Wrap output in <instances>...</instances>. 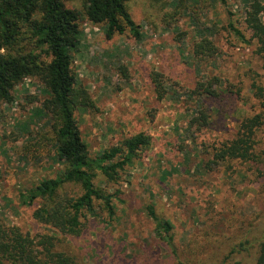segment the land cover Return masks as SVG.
I'll use <instances>...</instances> for the list:
<instances>
[{"label": "rangeland", "instance_id": "374dc122", "mask_svg": "<svg viewBox=\"0 0 264 264\" xmlns=\"http://www.w3.org/2000/svg\"><path fill=\"white\" fill-rule=\"evenodd\" d=\"M176 1L128 2L141 25V40L129 29L108 38L104 24L81 22L73 69L91 100L76 109V118L90 154L94 157L141 131L153 139L117 182L96 170L94 183L114 195L116 216L110 224L102 216L82 218L84 234L65 237L81 264H173L146 214L150 203L173 222L181 243L205 231L212 207L220 218L213 229L235 222L234 228L221 225L227 233L246 232L264 209V123L255 147L257 161L210 162L215 148L235 137L244 117L258 112L264 117V62L244 20L249 1ZM67 5L80 9L84 3L72 0ZM230 21L251 43L234 33ZM203 36L213 40L218 53L196 59L192 51ZM26 43L20 41L23 47ZM153 71L164 75L162 99ZM198 82H214L220 94L201 93ZM13 96L12 102L0 101V222L32 235L48 233L51 229L33 218L40 198L25 204L20 194L66 167L56 154L52 118L43 107L49 91L40 78L27 77ZM201 109L208 114L204 127L195 122ZM66 193L80 195L72 185Z\"/></svg>", "mask_w": 264, "mask_h": 264}, {"label": "trees", "instance_id": "16d2710c", "mask_svg": "<svg viewBox=\"0 0 264 264\" xmlns=\"http://www.w3.org/2000/svg\"><path fill=\"white\" fill-rule=\"evenodd\" d=\"M67 1L72 0H0V101L12 102L14 88L27 77L43 80L49 91L43 107L52 118L56 154L66 163L57 177L45 178L29 192L20 194L25 204L40 198L33 218L51 231L32 235L18 226L0 222V264H81L65 237L84 234L86 224L82 218L102 216L110 224L116 216L114 195L94 183L96 170L117 182L121 171L134 166L153 143L152 136L141 131L122 138L94 157L90 154L76 118V109L88 106L91 100L88 90L79 85L73 69V56L81 45V22L104 24L108 38L127 29L137 40L143 39L144 34L129 10L130 0H81L84 5L80 9L69 7ZM248 1L245 24L264 62V2ZM181 2L177 0L176 4ZM229 13L234 14L231 10ZM229 27L248 41L233 21ZM23 39L27 41L24 47L20 44ZM217 53L218 47L208 36L197 40L192 51L196 59ZM44 56L49 60L45 61ZM151 76L157 97L162 99L166 91L164 75L153 71ZM213 84L198 82L197 89L216 97L220 92ZM195 122L200 127L206 126L208 114L201 109ZM263 123L260 112L244 117L235 137L216 147L210 162L257 161L260 155L255 147ZM68 185L78 187L80 195L67 194ZM211 213L205 231L181 243L176 239L173 222L159 215L153 203L146 206V214L154 223V233L173 258V264H264V209L243 233L237 229L230 233L223 231V224L235 227L233 220L213 229L212 225L220 218L215 216L214 207Z\"/></svg>", "mask_w": 264, "mask_h": 264}]
</instances>
